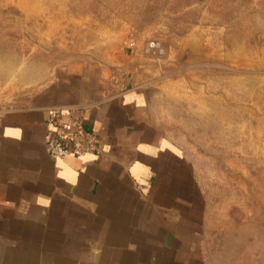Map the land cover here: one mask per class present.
I'll return each instance as SVG.
<instances>
[{
	"label": "crops",
	"instance_id": "1",
	"mask_svg": "<svg viewBox=\"0 0 264 264\" xmlns=\"http://www.w3.org/2000/svg\"><path fill=\"white\" fill-rule=\"evenodd\" d=\"M28 1L0 0V30L2 11ZM16 53L0 46V264H209L206 196L152 120L150 90L100 60L63 62L40 82L37 61L24 68ZM52 106L80 112L101 151L53 158Z\"/></svg>",
	"mask_w": 264,
	"mask_h": 264
},
{
	"label": "rangeland",
	"instance_id": "2",
	"mask_svg": "<svg viewBox=\"0 0 264 264\" xmlns=\"http://www.w3.org/2000/svg\"><path fill=\"white\" fill-rule=\"evenodd\" d=\"M26 6L2 11L1 48L21 50L12 57L24 68L37 61L40 82L63 62L100 60L126 87L149 89L152 120L192 161L206 196L208 263L264 264V0ZM151 39L161 55L145 52Z\"/></svg>",
	"mask_w": 264,
	"mask_h": 264
},
{
	"label": "built area",
	"instance_id": "3",
	"mask_svg": "<svg viewBox=\"0 0 264 264\" xmlns=\"http://www.w3.org/2000/svg\"><path fill=\"white\" fill-rule=\"evenodd\" d=\"M164 51L161 41L151 39L145 45L147 54L161 55ZM65 107L52 106L48 108V121L52 125L51 135L47 144L50 155L53 158H62L67 155L99 153L102 146V138L93 129L85 126L83 115L70 108L71 113L67 118L61 117ZM82 110V108H78ZM5 111L0 105V116Z\"/></svg>",
	"mask_w": 264,
	"mask_h": 264
}]
</instances>
